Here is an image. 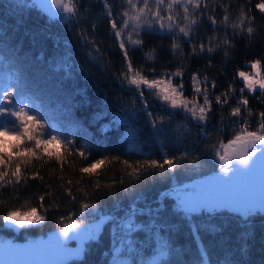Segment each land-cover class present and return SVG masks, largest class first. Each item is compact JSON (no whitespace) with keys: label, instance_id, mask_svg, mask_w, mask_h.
<instances>
[{"label":"trees","instance_id":"obj_1","mask_svg":"<svg viewBox=\"0 0 264 264\" xmlns=\"http://www.w3.org/2000/svg\"><path fill=\"white\" fill-rule=\"evenodd\" d=\"M111 2L115 12L120 7V0ZM223 2L228 3L229 0ZM258 2L259 0H250V3L248 0H231L232 19L237 14V5H244L246 11L251 8L249 14L255 17L253 27L256 28L252 37L246 32L233 36L230 27L218 26L214 30L206 18L202 25L197 26L194 43L203 41L207 44L208 37L214 36L215 44L222 42L227 34L233 47L221 43V47L212 55L205 53L189 58L191 46L186 41H182L181 45L184 55L181 56L179 52L173 55L170 36L144 35V45L130 52L134 66L155 67L158 73L164 68L174 71L183 66L185 95L188 97L192 95L191 74L197 71L201 78L207 74L216 80L214 94H219L232 83L237 89L236 96H239L238 90L243 82L236 75L238 71H251L248 62L261 59L264 73V14L255 8ZM84 8L90 9L87 15L83 13ZM214 14L217 19L222 18L223 12L219 6ZM92 22L96 23L95 33L92 32ZM82 28L97 39L103 53L102 58L92 59L87 55L89 49L77 35ZM152 49L155 50L154 58L149 60L147 53ZM225 51L229 52L227 57L224 56ZM209 60L214 65L211 69L207 68ZM122 62L118 43L104 15L102 0H82L81 19L73 24L46 17L30 0H0V87L4 83L19 84L23 81L29 96L35 103L43 105L47 114L46 122L50 126L69 139L75 138L77 145L84 142L87 136L88 142L93 145V159L102 155L119 156L130 161L148 157L161 159L162 154L172 157L184 151L201 158V166L195 170L185 167L174 175L157 177L154 181H136L125 176L123 185H113L112 195L102 196L98 201L93 198V202L99 203V208L95 213L86 215L84 223L111 213L122 218L130 209H144V213L136 217L143 230L130 236L125 235L128 242L131 241V248L127 246L126 250L127 264H148L151 261H156L157 264H264V214H253L247 220V228L244 218L226 210L202 212L185 218L179 212L174 196L162 197L171 188L216 173L219 163L212 159L209 145L216 142L218 135H222L226 141L231 131L225 129L224 133H217L219 117L215 115L209 125L205 126L208 139H204L203 133L194 127L195 121H187L191 132L167 135L163 145L150 144L143 147L136 144L140 151H134L132 143L126 137L133 133L137 124H142L148 131L153 129L148 123V117L139 111L129 117L130 128L122 124L114 125L116 120L125 115L124 107H140L138 99L135 105L131 104L133 93L120 84L118 73L122 70ZM178 80L179 78L174 83ZM248 95L250 107L254 111L264 110V105L255 96ZM256 95H259V91ZM231 103H235V97ZM159 105V101L151 98L150 108L154 113L163 114ZM216 107L214 104V109ZM224 112L227 115V106ZM98 113H103L102 119L98 117ZM181 114L175 117H181ZM101 126H107L106 135L101 133ZM135 136L137 139V135ZM79 164L78 160L73 161V167L77 171L70 172L66 169L65 177L73 180L78 178ZM35 167L40 168V164L37 163ZM123 168L120 163L106 164L97 170V176L102 184H109L112 180H119L123 175ZM40 170L46 179L49 175H59L54 163L45 165ZM49 182L54 187L59 184L56 179ZM88 190L91 192L90 187ZM44 191L45 187L38 180L30 181L28 187L20 190V200L10 199L11 188L5 190L4 199L8 205L19 207L27 203L28 207H37L43 213V209L38 206V197ZM101 191L107 190L102 188ZM44 203L45 207L50 203L47 197ZM57 203L60 205L59 212L53 210L45 213L46 220L42 226L20 232L0 227V240L30 241L57 232L58 217L78 210V205L69 203L66 198ZM157 208L162 209L159 215L156 214ZM2 214L3 210L0 209V215ZM211 225H215L216 230L208 231ZM161 241L169 245L164 256L159 254ZM111 260L109 241L101 239L89 247L83 262L72 264H111Z\"/></svg>","mask_w":264,"mask_h":264},{"label":"snow or ice","instance_id":"obj_2","mask_svg":"<svg viewBox=\"0 0 264 264\" xmlns=\"http://www.w3.org/2000/svg\"><path fill=\"white\" fill-rule=\"evenodd\" d=\"M50 2L63 14L61 19L66 24L80 21L82 0ZM248 2L250 3V0ZM38 3L47 5L49 0H38ZM102 3L111 33L122 54V70L118 73V79L122 87H127L133 93L131 104L135 105L137 99L140 104L138 109L124 107L125 115L116 120L114 125L122 124L130 128L129 117L139 111L148 117L153 134L159 135L167 131L165 126L171 124L176 115L182 113L184 120L195 121L194 127L203 133L204 139H208L205 126L209 125L213 116L218 115L219 126L216 132L224 133L225 129L231 131L226 141L222 135H218L216 142L209 145L212 159L219 163V171L195 186L192 195H181L184 190L177 189V208L185 218L205 210H231L244 218L247 228V220L255 212H264V110L254 111L250 107L248 95L255 96L259 103L264 105V73L261 72V59L248 62L252 71L236 73L243 82V86L238 90L239 96H236L237 89L232 83L219 94H214L217 88L216 80L207 74L201 78L197 71L191 74L192 95L188 97L185 95L183 66L174 71L164 68L158 73L155 67L134 66L130 52L144 45V35L166 34L171 37L170 48L173 55L177 52L181 56L184 55L182 41L191 46L189 58L205 53L212 55L221 47V43L227 47L234 45L227 38V34L222 42L215 44L214 36L208 37L207 44L203 41L194 43L197 26L202 25L206 18L214 30L218 26L230 27L233 36L246 32L252 37L256 28L253 27L255 17L249 14L251 8L246 11L244 5H237V14L232 19L231 0L228 3L223 0H120V7L115 12L111 0H102ZM217 6L223 12L221 19H217L214 14ZM255 8L264 14V0H259ZM89 11L88 8L83 9L85 15ZM91 28L95 33V22H92ZM77 35L89 49V57L102 58L103 53L97 39L90 35L87 29L82 28ZM154 52L152 49L147 53L149 60L154 58ZM228 55L229 52L225 51L224 56ZM212 67L214 65L209 60L207 68ZM177 78L179 80L174 83ZM153 97L160 102L163 114H154V110L150 108V100ZM233 97L234 104L231 103ZM214 104L217 106L215 109ZM226 106L227 115L224 112ZM97 115L103 118V113ZM46 120L47 114L43 105L34 102L23 81L19 84L4 83L0 87V209L3 210L0 215V227L29 229L32 226H42L46 220L45 213L53 210L59 212L60 205L57 201L65 198L69 203L78 205V216L77 211H73L58 217V234L49 236L47 240L30 241L25 245L3 241L5 255L8 257L5 264H67L68 256H79L83 250L79 248L73 252L67 248V242L79 240L83 245L86 241L97 239V233L101 229L100 222L92 225L84 223L86 215L95 213L99 208V203L93 202V198L98 201L102 196L112 195L113 185H123L125 176L136 181H154L157 177L174 175L185 167L195 170L201 166L200 156L193 157L188 151L172 157L162 154L161 159L148 157L130 161L119 156L103 155L93 159V145L88 142L87 136L84 142L77 145L75 138L69 139L50 126ZM106 127L101 126L100 129L105 135ZM126 138L132 143L134 151H140L135 143L134 132ZM75 160L80 162L79 176L75 180L66 178V169L70 172L77 171L73 167ZM37 163L40 168L35 167ZM53 163L58 168L59 175H49L46 179L40 169ZM114 163L123 164V175L119 180L102 184L97 170L106 164ZM52 179L58 180L59 184L54 187L49 182ZM37 180L46 189L38 197V206L43 209V213L39 212L37 207H28L27 203L19 207L7 204L4 199L6 189H12L10 199L20 200V190L28 187L30 181ZM102 188L107 191H101ZM46 197L50 201L47 207L44 203ZM161 211V208H157L156 214L159 215ZM143 213L144 209H130L123 224L125 235L130 236L143 230V226L136 221L137 215ZM207 230L214 231L216 226L211 225ZM128 247L131 248V241L128 242ZM168 247L166 242H160V256L166 254ZM112 264L127 262L114 257ZM148 264L157 262L151 261Z\"/></svg>","mask_w":264,"mask_h":264},{"label":"water","instance_id":"obj_3","mask_svg":"<svg viewBox=\"0 0 264 264\" xmlns=\"http://www.w3.org/2000/svg\"><path fill=\"white\" fill-rule=\"evenodd\" d=\"M31 1L36 6V8L43 15H45L46 17H49L52 20L61 21V22L65 23V21L63 19H61V16L63 14H61V13H59L57 11V9L55 8V5L51 4L50 0H49V3L47 5H40L38 3V0H31ZM218 171H219V169H218ZM214 174H212V175H214ZM212 175H208V176H206L204 178H201V179H196V180H194L192 182L186 183V184H184V185H182L180 187H177V188H171L168 191H166L165 193H163L162 197L167 196V195H171V196H174L176 198V196H177V191L176 190L177 189L184 190V191H182L180 193L181 195H192L193 194V189L195 188V186H197L200 182H202L203 180H205L206 178H208V177H210ZM218 210H226V209H218ZM229 211H231V210H229ZM129 212H127L119 221H117L116 215L111 213V214H107V215L101 216L99 219L94 220L92 222L85 223L86 225H92V224H94L96 222H100L101 229L97 233V239L86 241L83 245H81V242L79 240H69L67 242V248L69 250H71L73 252L76 251L79 248H82L83 250H82V252H81V254L79 256H75V255L68 256L67 257V264H72V262H75V261L83 262L86 259V256H87L88 246L91 243H98L102 239L101 237L104 236L105 231L107 230V228L110 225L116 223L119 228H122L123 221L128 217ZM202 212L214 213L215 211L214 212H209V211L205 210V211H201L199 213H202ZM257 212H260V211H257ZM260 213L264 214V212H260ZM53 234H58V231L54 232V233H51L47 237L40 236L37 239H35L34 241L47 240L48 237L53 235ZM3 241L10 242V243H13L15 245H25V244L30 242L28 240L27 241H15V240L6 241V240H0V264H5V260L8 259V257L5 255V248L3 246Z\"/></svg>","mask_w":264,"mask_h":264},{"label":"rangeland","instance_id":"obj_4","mask_svg":"<svg viewBox=\"0 0 264 264\" xmlns=\"http://www.w3.org/2000/svg\"><path fill=\"white\" fill-rule=\"evenodd\" d=\"M259 89L257 90V92ZM160 114V113H154ZM181 117H175L171 124L166 125L167 131L159 134L154 135L153 130L148 131L142 124H137V128L133 130L135 135H137V139L135 140L136 144H140L143 147L148 145H156L161 144L163 145L166 142L165 136L171 135L172 133L180 134V133H187V129H190L188 126V122L184 120L183 114ZM183 125L184 127H181ZM216 211H223V210H216ZM229 211V210H226ZM257 213V212H255ZM254 213V214H255ZM119 219V218H118ZM91 220H97L91 219ZM89 221V220H88ZM118 221V220H117ZM123 226V225H122ZM35 227V226H32ZM7 228V227H6ZM8 230H13L15 232H20L23 229H16V228H7ZM54 233V232H52ZM105 236L102 237L103 240L109 241V247L112 250V260L116 257L120 260L126 261L128 263V259L126 258V250L128 246V240L126 239L123 227L122 229H118L117 225L114 223L107 228L106 232L104 233ZM35 240V239H33ZM31 241V240H30ZM112 264V263H111Z\"/></svg>","mask_w":264,"mask_h":264},{"label":"bare ground","instance_id":"obj_5","mask_svg":"<svg viewBox=\"0 0 264 264\" xmlns=\"http://www.w3.org/2000/svg\"><path fill=\"white\" fill-rule=\"evenodd\" d=\"M105 232H106V231H105ZM50 234H51V233H50ZM50 234H48V235H50ZM48 235H47V236H48ZM47 236H44V237H47ZM101 238H102V237H101ZM36 239H37V238H36ZM6 241H8V240H6ZM31 241H34V240H31ZM75 262H77V261H75ZM72 263H74V262H72Z\"/></svg>","mask_w":264,"mask_h":264}]
</instances>
